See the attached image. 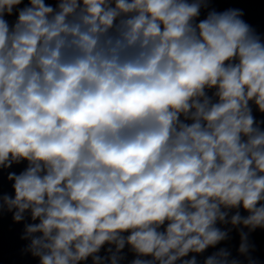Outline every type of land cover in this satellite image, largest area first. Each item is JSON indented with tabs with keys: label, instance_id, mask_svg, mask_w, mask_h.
<instances>
[{
	"label": "clouds",
	"instance_id": "obj_1",
	"mask_svg": "<svg viewBox=\"0 0 264 264\" xmlns=\"http://www.w3.org/2000/svg\"><path fill=\"white\" fill-rule=\"evenodd\" d=\"M222 2L0 0L21 257L264 264V30Z\"/></svg>",
	"mask_w": 264,
	"mask_h": 264
},
{
	"label": "water",
	"instance_id": "obj_2",
	"mask_svg": "<svg viewBox=\"0 0 264 264\" xmlns=\"http://www.w3.org/2000/svg\"><path fill=\"white\" fill-rule=\"evenodd\" d=\"M47 2L49 0H46ZM16 170L19 171L21 169L17 168ZM23 228V223H14L10 214L0 219V251L3 254L4 264H35L30 257H21L19 255V249L25 243L19 240V235Z\"/></svg>",
	"mask_w": 264,
	"mask_h": 264
}]
</instances>
